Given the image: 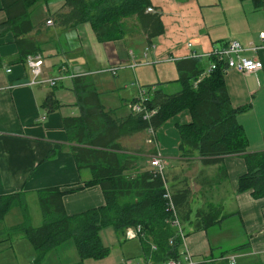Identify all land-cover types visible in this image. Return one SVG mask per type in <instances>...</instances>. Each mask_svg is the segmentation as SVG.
Here are the masks:
<instances>
[{"label":"crops","instance_id":"1","mask_svg":"<svg viewBox=\"0 0 264 264\" xmlns=\"http://www.w3.org/2000/svg\"><path fill=\"white\" fill-rule=\"evenodd\" d=\"M150 1L151 6L160 13L163 33L152 39L154 48L148 51L147 59L175 64L180 58L202 55L237 40L246 48L242 52L244 56L262 62L261 69L253 73L228 69L224 72V83L231 105L234 108L244 107L236 118L247 139L246 150L264 152V48L255 51L248 49L251 43L258 42L257 34L264 31V0L259 6L254 5L252 0ZM6 2L9 0H0V24L9 16L16 18L22 9L14 1L6 7ZM63 2L38 0L27 8L34 28L26 36L37 41L41 48L40 78L55 76L61 65L66 66L70 74L92 71L93 74L83 76L87 82L95 84L101 103L97 85L100 80L109 78V72L100 70L108 65L128 66L133 57L142 58L144 52L139 56L133 50L136 46H143L145 51L149 41L140 30L135 16L122 19L126 30L121 39L105 42L96 39L90 24L86 22L71 29L56 27L53 22L47 24V19ZM17 55L13 32L0 29V195L23 192L26 200L37 190L58 186L65 191L62 200L69 215L103 205L105 200L100 186H84L83 182L91 177L90 172L88 169H78L69 150L70 142L63 125L65 117L79 116L81 113V105L73 88L74 77L64 78L56 87L29 85V68L25 62L16 61ZM169 57L172 59L167 60ZM202 59L206 62L205 57ZM153 61L152 65H155ZM149 65L129 69L136 73V68ZM167 69L173 79L163 76L162 70H155L149 79L138 73V79L142 80L141 84H149L146 85L148 88L173 93L168 87L175 84L178 70L176 66ZM115 75L119 76L113 85L126 88L129 82L127 71L116 72ZM49 95L57 103L52 109L43 105ZM122 96L120 99L126 105L127 112L116 115L115 109H109L114 110L117 119L130 114L129 101ZM42 116L45 118L42 119ZM190 120L187 110L169 118L157 129L153 142L147 141L146 130L120 137L117 141L124 148L121 152L134 156V167L128 172L138 173L148 169L150 155L158 152L166 162L168 185H189L193 213L210 201L222 204L224 216L211 227L194 231L189 224L184 225L185 238L180 246L191 254L192 259L198 257L193 259L194 262H202L209 255L240 246L234 253L237 255L235 264H264V197L255 198L249 190L237 191L238 178L246 171L245 162L239 154H231L223 159L228 175L226 181L210 185L195 179L199 174L206 179L214 177L217 166L202 164L198 154L189 157L180 154L175 126ZM128 138L133 143L132 148L126 146L125 140ZM70 189L73 191L67 192ZM7 227L0 223V229ZM71 247L74 246L66 242L51 249L44 258V264H66L68 260L63 261V257L68 256L65 253L72 251Z\"/></svg>","mask_w":264,"mask_h":264},{"label":"trees","instance_id":"2","mask_svg":"<svg viewBox=\"0 0 264 264\" xmlns=\"http://www.w3.org/2000/svg\"><path fill=\"white\" fill-rule=\"evenodd\" d=\"M13 1L22 9L16 18L9 16L0 24V29L13 32L18 48L16 61L26 62L28 56L41 52L39 43L26 36L34 28L27 8L38 0H9L5 3L6 7ZM252 1L256 6L261 2ZM149 6L150 0H64L47 20L63 29L89 23L96 39L105 42L121 39L126 30L122 19L135 16L140 30L151 43L163 33V23L158 10L147 11ZM211 59L215 60V57ZM211 59L206 58L205 62V59L191 56L175 61L178 70L175 81L180 89L170 94L161 89L153 90L148 104L157 107V112L151 117L150 124L156 130L169 118L187 110L190 122L175 126L180 154L187 157L198 154L202 164L217 166L214 177L206 179L199 174L195 179L210 185L226 181L228 175L223 159L239 154L245 162L246 171L238 178L237 191L249 190L255 198L264 197V152L246 150L247 139L236 118L244 107L234 108L230 103L224 83L223 62L216 61V67L196 82ZM73 83L81 113L63 119L70 142L69 150L78 169L90 172L91 177L83 182L84 186L99 185L105 203L69 215L62 200L65 191L58 186L42 188L36 191L42 223L32 226L25 221L14 227L2 228L0 242L27 238L35 251L34 264H44L47 252L70 242L78 260L69 264H84V259L100 257L107 252L100 238L102 228L112 227L124 234L125 228L140 225L143 236L139 238L146 259L150 257L155 263H160L178 257L182 241L167 222L169 212L162 197V179L153 177L148 169L138 173L128 172L134 167V156L121 152L124 148L117 141L122 136L146 130L149 122L141 114L131 111L125 118L117 119L114 110L102 107L94 83L87 82L85 76L74 77ZM43 105L52 109L57 103L49 95ZM165 180L168 182L166 175ZM169 188L183 228L189 224L194 231L207 229L224 216L222 204L211 201L193 213L192 191L188 184L181 187L170 185ZM71 191L73 189L67 192ZM16 206L27 218L25 193L0 195V223L4 215ZM152 245H155L154 250ZM239 248H232L230 252L221 251L216 256L209 255L197 264H229L225 257Z\"/></svg>","mask_w":264,"mask_h":264},{"label":"rangeland","instance_id":"3","mask_svg":"<svg viewBox=\"0 0 264 264\" xmlns=\"http://www.w3.org/2000/svg\"><path fill=\"white\" fill-rule=\"evenodd\" d=\"M151 44H153V42L149 43V45ZM133 52L141 56L142 53L144 52L143 46H136ZM152 61L153 60L149 58L147 60L143 59L140 65H146L145 64L146 62H149L151 65L140 66L136 68V73L130 70L129 69L130 67L128 66L108 65L107 68L117 67L116 68L117 74H120L121 71H127V77L129 79V82L127 83V87L124 89L123 86H119V85L116 88L113 85V83L114 82L116 83V80L119 75L113 76L109 73V76L107 75L109 78L100 80L98 82V85L96 84L97 90L100 92L101 103L103 104L105 110L115 109L116 115H122L125 112H127L128 109L124 104L123 100L120 99V95H123L122 96L123 99H127L129 102H131L132 99L136 98L138 94L137 83L145 87L149 85V84H141L140 81L142 80L139 81L138 73H141L143 78L149 79L151 74L153 75L155 73V70H162L163 76L164 75L170 76L167 68L169 66H172L173 68L175 67V64L173 62L157 63L156 61H153L155 65H152ZM170 79H173V77H171ZM143 81H147V80H143ZM168 88L170 92L174 93L180 89V85L179 83L175 82L174 85H169ZM157 129L155 132H157ZM148 138H150L151 142L154 141V136L152 137L147 133V139ZM125 141L124 142L126 143V146L132 148L133 146L132 141L129 138L126 139ZM166 170L168 171L167 168ZM26 203L28 210L27 218L23 217L21 209L18 206H16L10 209L4 215L2 224H6L8 227H14L27 221L32 226H39L42 223L43 218L39 207L37 195L36 194L28 195L26 198ZM100 238L102 244L105 247H107L108 249L107 252L100 257H90L84 259L83 260L84 264H127V263L145 264L144 260L146 258L139 237L126 239L124 237V234H120L116 232L112 227H105L102 228L100 231ZM71 249L72 251L65 253L68 254V256L63 257V261L68 260L67 263H72L78 260V255L75 248L71 247ZM182 250L183 248L182 246H180L179 253H181ZM34 254H35L34 248L27 238H19L17 240L0 242V264H30L34 260ZM228 255H230V253H228L227 256ZM213 256H216V254L214 253ZM193 259L194 260L198 259V257L196 256Z\"/></svg>","mask_w":264,"mask_h":264},{"label":"built area","instance_id":"4","mask_svg":"<svg viewBox=\"0 0 264 264\" xmlns=\"http://www.w3.org/2000/svg\"><path fill=\"white\" fill-rule=\"evenodd\" d=\"M147 11L155 12V9L152 6H149L147 7ZM46 22L47 24L52 23L51 20H47ZM257 37H258V42L251 43V46H249L248 49L255 51L264 48V31L259 32L257 34ZM150 48H154V44L149 45L145 49L141 60L133 57V59L128 63V66L131 68H135L137 65L141 64V61L143 59L147 60L146 55L150 50ZM244 50H246V48H244L237 40H231L228 43L221 45V47H217L208 53H204L202 55L199 54L191 55L192 57H196V58L205 57L207 59H211V57H215V60L211 59L209 61L206 70L200 74L196 82L200 81V79L204 76V74H206V72L216 67V61L223 62L224 72L231 68L246 73L248 72L253 73L261 69L262 62L259 59L244 56L242 54ZM171 59H172L171 57L167 58V60H171ZM25 63L28 66L31 74V78L28 81L29 85L46 84L49 87H54L57 85L59 81L63 80L66 77H77V76L93 74L92 71L72 72L70 74L68 73L66 66L61 65L59 66L58 73L55 76L43 79L40 78V76L42 75V70H41L42 58L40 57L39 54L28 56ZM145 64H149V62H146ZM116 68L117 67L106 68L100 70V72H109L110 74L114 75L116 74ZM8 72H10V69L8 70ZM137 88H138L137 97L128 103V108L132 113L141 114L142 118L148 121L150 124L151 117L157 112V107H152L148 104V101L153 92V88L141 86L138 83H137ZM44 118L45 116H42V119ZM146 131L150 136L153 137L155 135L156 130L150 124L147 127ZM147 141L151 142L150 138H148ZM165 167H166V162L161 158L158 152L150 155L148 160V170L151 172L153 177H160L163 181L164 190L162 192V197L165 200V205L169 212L167 222L170 224L172 228H174L176 234L181 238V241L183 243L185 238V230L178 217L168 182H166L165 180ZM140 236H143L140 225L129 226L124 230V237L126 239H132ZM151 248L154 250L155 245H152ZM236 256H237L236 254H230L225 258L228 260L229 264H235ZM144 263L145 264H197L196 262L193 261L191 254L186 250H182L181 253H179L178 257L169 258L164 262L155 263L150 257H148L147 259L144 260ZM30 264H34V263L32 262Z\"/></svg>","mask_w":264,"mask_h":264}]
</instances>
